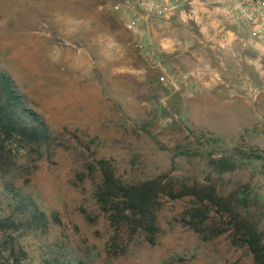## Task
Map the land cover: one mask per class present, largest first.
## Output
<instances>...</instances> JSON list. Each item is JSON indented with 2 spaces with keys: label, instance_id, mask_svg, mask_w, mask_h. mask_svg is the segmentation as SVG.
Returning <instances> with one entry per match:
<instances>
[{
  "label": "rangeland",
  "instance_id": "rangeland-1",
  "mask_svg": "<svg viewBox=\"0 0 264 264\" xmlns=\"http://www.w3.org/2000/svg\"><path fill=\"white\" fill-rule=\"evenodd\" d=\"M113 2L0 0V69L54 137L8 144L0 218L14 208L11 185L43 222L0 230L1 260L66 251L93 264H253L243 233L264 238V58L253 76L231 24L216 34L171 17L133 31ZM102 160L122 182L162 183L154 242L98 201Z\"/></svg>",
  "mask_w": 264,
  "mask_h": 264
},
{
  "label": "trees",
  "instance_id": "trees-1",
  "mask_svg": "<svg viewBox=\"0 0 264 264\" xmlns=\"http://www.w3.org/2000/svg\"><path fill=\"white\" fill-rule=\"evenodd\" d=\"M25 96L16 89L12 76L0 69V172L10 169L9 153L12 149L8 144L18 145H47L54 137L42 117L26 106ZM102 182L97 188L98 201L104 210H108L107 203L111 202V209L116 210V220L125 218L133 232L143 231L150 242L155 241L158 229L157 217L160 206V194L164 190L158 179H146L133 182H122L112 166L105 160L101 161ZM9 185V184H7ZM8 197L11 215L0 218V230H19L24 220H32L39 226L43 222V211L22 192L9 185ZM174 197L181 194L170 193ZM18 211L21 218L13 217ZM244 242L253 255V264H264V238L254 227H247ZM23 256L26 251L21 250ZM14 254V253H13ZM5 262L0 258V264H16ZM44 264H93L87 262L74 252H56L43 259Z\"/></svg>",
  "mask_w": 264,
  "mask_h": 264
},
{
  "label": "built area",
  "instance_id": "built-area-1",
  "mask_svg": "<svg viewBox=\"0 0 264 264\" xmlns=\"http://www.w3.org/2000/svg\"><path fill=\"white\" fill-rule=\"evenodd\" d=\"M196 3H205L214 11L222 9L234 22L242 25L250 36L264 44V0H114L113 8L120 15L124 25L138 31L146 18H163L173 14L181 5L194 9ZM187 75H183L186 78ZM174 75L165 72L161 76L164 83L174 81ZM245 83L254 100L260 90L253 86L249 76Z\"/></svg>",
  "mask_w": 264,
  "mask_h": 264
},
{
  "label": "crops",
  "instance_id": "crops-1",
  "mask_svg": "<svg viewBox=\"0 0 264 264\" xmlns=\"http://www.w3.org/2000/svg\"><path fill=\"white\" fill-rule=\"evenodd\" d=\"M171 17H176L179 20H187L188 18L198 20L202 22L204 28L208 29L211 27L217 30L214 32L216 34L231 24L233 29L229 34V41L237 48L238 53L240 52L241 59L245 60L246 65L251 68L249 70L253 76L256 72L261 71L260 61L261 57L264 58V44L253 39L249 32L242 25L229 18L224 10L218 9L214 11L213 7L207 6L205 3H196L194 9L187 5H181L173 14L163 18ZM156 19L158 18H146L144 20V29H147L146 31L155 30L154 21ZM248 76L250 77V75Z\"/></svg>",
  "mask_w": 264,
  "mask_h": 264
}]
</instances>
